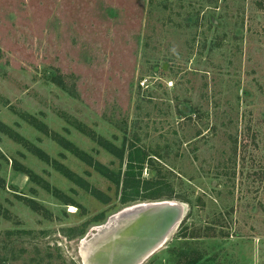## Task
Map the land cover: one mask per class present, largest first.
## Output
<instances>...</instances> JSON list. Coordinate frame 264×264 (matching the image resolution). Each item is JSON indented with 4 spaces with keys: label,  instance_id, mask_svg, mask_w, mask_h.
I'll list each match as a JSON object with an SVG mask.
<instances>
[{
    "label": "rangeland",
    "instance_id": "1",
    "mask_svg": "<svg viewBox=\"0 0 264 264\" xmlns=\"http://www.w3.org/2000/svg\"><path fill=\"white\" fill-rule=\"evenodd\" d=\"M63 142L120 180L138 150L142 194L185 205L142 264H264V0H0V264H83L96 227L165 200L122 204Z\"/></svg>",
    "mask_w": 264,
    "mask_h": 264
},
{
    "label": "water",
    "instance_id": "2",
    "mask_svg": "<svg viewBox=\"0 0 264 264\" xmlns=\"http://www.w3.org/2000/svg\"><path fill=\"white\" fill-rule=\"evenodd\" d=\"M184 204L175 201H151L137 203L126 207L120 212L112 215V219L116 222L109 227L110 218L106 223L95 230L89 237L84 238L86 243H95L104 235H109L115 226L121 227V230L115 232L113 245L122 242V259L114 261L112 264H142L149 256L158 250L167 240L172 231L179 224L184 214ZM108 227L106 228L105 226ZM100 255L109 254V250H98ZM126 253V254H125ZM80 257L86 264L87 257L81 254ZM117 256V252L114 253ZM84 255V256H83Z\"/></svg>",
    "mask_w": 264,
    "mask_h": 264
},
{
    "label": "trees",
    "instance_id": "3",
    "mask_svg": "<svg viewBox=\"0 0 264 264\" xmlns=\"http://www.w3.org/2000/svg\"><path fill=\"white\" fill-rule=\"evenodd\" d=\"M182 110V109H181ZM184 111V110H182ZM63 146L67 148L74 156H76L78 159L84 161L88 166L93 167V169L105 177L106 179L110 180L112 183L115 185L119 186L122 185L121 187V203L125 204L128 202H134L137 200L144 201V200H158L165 198V200H171L175 197L171 195V193H161L159 191H153L152 193H149L147 195L142 194L143 189L140 187V181L138 179H135L134 175H132L131 170L137 168L134 167L133 165L138 163L143 162V158L141 156V153L137 150L135 153H129L127 155V170L124 172V177L122 180H120V177L118 175H115L113 172H111L108 168L105 166L101 165L97 161H93L92 158L88 157L84 152L80 151L76 147L72 146L68 142H63ZM105 150L109 151L111 154L119 158L120 160L123 159V152L120 150H117L115 146L108 144V143H103L101 145ZM39 156L41 159L44 161L48 162L47 156L43 155L42 153H39ZM136 162V163H135ZM56 169L64 175L66 178L69 180L75 182L78 185H83V188L87 191H89L90 194L98 198L102 203H106L107 199H103L101 196V193L90 189L88 184L83 181L81 178L77 177L75 174H73L71 171H69L67 168L64 166H57ZM139 173V172H138ZM147 184V182H146ZM82 232V231H80Z\"/></svg>",
    "mask_w": 264,
    "mask_h": 264
},
{
    "label": "bare ground",
    "instance_id": "4",
    "mask_svg": "<svg viewBox=\"0 0 264 264\" xmlns=\"http://www.w3.org/2000/svg\"><path fill=\"white\" fill-rule=\"evenodd\" d=\"M116 222L112 219V217L110 218V225L107 224V226H105L106 228L111 227L112 225H114ZM120 226V225H119ZM119 226H115L114 229L112 231H109L110 234L109 235H104L101 238H99L95 243H86L84 242V240L82 241L81 247H80V253L81 254H85V256L87 257V262L90 264H112L114 261H118L123 257L122 254V242H118L119 244L117 245H113V239L115 238V232L121 230V227ZM96 230H99V227L95 228ZM109 250L111 251V255L109 254H103L100 255V253L98 252V250ZM115 252H117V256H115ZM126 254V253H125ZM84 256V255H83ZM84 264H86L85 259H84Z\"/></svg>",
    "mask_w": 264,
    "mask_h": 264
}]
</instances>
